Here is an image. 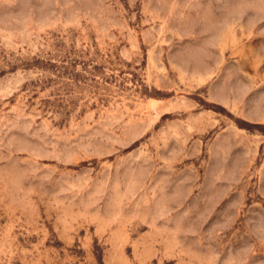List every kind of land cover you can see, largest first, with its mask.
<instances>
[{
  "label": "rangeland",
  "instance_id": "rangeland-1",
  "mask_svg": "<svg viewBox=\"0 0 264 264\" xmlns=\"http://www.w3.org/2000/svg\"><path fill=\"white\" fill-rule=\"evenodd\" d=\"M0 264H264V0H0Z\"/></svg>",
  "mask_w": 264,
  "mask_h": 264
}]
</instances>
